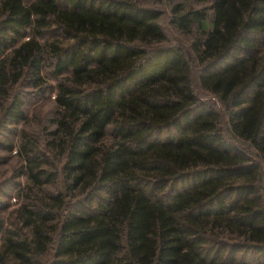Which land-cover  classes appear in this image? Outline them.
Returning a JSON list of instances; mask_svg holds the SVG:
<instances>
[{"label":"trees","instance_id":"1","mask_svg":"<svg viewBox=\"0 0 264 264\" xmlns=\"http://www.w3.org/2000/svg\"><path fill=\"white\" fill-rule=\"evenodd\" d=\"M168 1L186 46L141 0H0V118L26 178L0 264H264V0ZM51 90L38 139L25 107Z\"/></svg>","mask_w":264,"mask_h":264},{"label":"rangeland","instance_id":"2","mask_svg":"<svg viewBox=\"0 0 264 264\" xmlns=\"http://www.w3.org/2000/svg\"><path fill=\"white\" fill-rule=\"evenodd\" d=\"M184 1L185 0H173L174 3L180 4ZM140 4L147 8L159 9L163 11V16L160 18L159 22L163 30H165L166 36L168 37L170 42L169 44L183 46L185 43V46L187 45L186 37L179 34V32H176L174 28L171 27V25L169 24L170 17L168 10L170 8L171 3L168 0H160L158 4L156 0H141ZM205 5L206 4H201L196 1L187 2L188 8L193 9H197ZM56 33L57 31H54L53 33L50 32V37L55 36ZM191 67L194 73L198 69L195 63H192ZM55 84L56 81L51 76H49L47 78V86L52 87ZM12 91L14 95L16 93L20 94L29 93L30 91L34 92L31 88L26 85V83L17 87L16 90L13 89ZM51 92L52 90L48 91L44 96H41L38 93L30 94L25 107L29 126L21 125V128L27 129L28 132L34 134V136H36L38 139L43 138L44 135L42 130L48 128L50 125V120L53 119L54 106L52 103L53 97L51 96ZM201 97L203 98L202 100H205L207 95L201 94ZM210 100L211 102H214L211 98ZM5 129L11 130L13 129V126H5V124H3L2 118H0V216H3V218L7 222L9 221V219L16 218V209L18 207L19 202H21L17 188H12L10 184L12 181H14L15 183L20 182L24 184L26 182V178H12L16 177V175L18 174L20 170V162L15 155L17 152L16 146L13 147L11 153L7 151L8 141H11L12 139H14V137L12 138L11 133H7ZM224 136L227 138L226 140L228 142L235 145L233 142L230 141L229 133L224 132ZM42 189L45 193H55L58 189V185L50 184L44 186Z\"/></svg>","mask_w":264,"mask_h":264}]
</instances>
